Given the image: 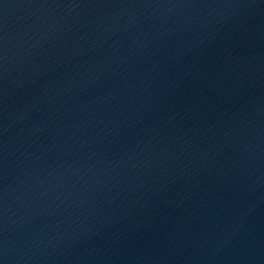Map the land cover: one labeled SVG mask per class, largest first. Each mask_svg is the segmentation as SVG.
<instances>
[{"label":"water","instance_id":"1","mask_svg":"<svg viewBox=\"0 0 264 264\" xmlns=\"http://www.w3.org/2000/svg\"><path fill=\"white\" fill-rule=\"evenodd\" d=\"M0 264H264V0H0Z\"/></svg>","mask_w":264,"mask_h":264}]
</instances>
